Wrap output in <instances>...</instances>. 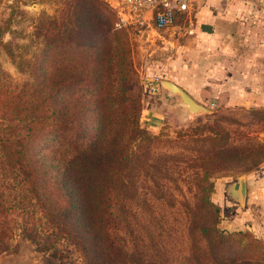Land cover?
<instances>
[{
  "label": "rangeland",
  "instance_id": "374dc122",
  "mask_svg": "<svg viewBox=\"0 0 264 264\" xmlns=\"http://www.w3.org/2000/svg\"><path fill=\"white\" fill-rule=\"evenodd\" d=\"M117 1L0 0V41L9 48L0 46V91L16 87L20 90L30 82L33 77L22 61L34 60L44 44L63 35L62 31L69 32L65 36L73 40L70 34L77 29L75 24L81 17L84 23L95 25L92 5L95 13L101 9L108 12L117 27ZM203 9L215 12L216 19L220 17L217 13H228L227 19L232 22L257 24L264 31V0L192 1L193 13ZM207 17L202 16L201 20ZM195 18L198 17L192 15L181 19L166 30L152 25L119 27L121 44L143 88L141 125L150 139L140 147L134 144L145 158L141 167L133 170L132 185L124 192L128 198H120L126 215L116 236L121 249L114 253L115 264H213L199 230L204 210L202 189L213 184L209 195L212 198L216 184L226 178L236 180L264 164V152H260L264 144V111L255 116L208 108L209 113L193 114L180 106L178 95L169 96L164 87L156 94L147 90V82L154 78H174L199 98L202 87H192L182 80L191 74L188 55L189 47H193ZM121 57L118 52L116 58ZM4 129L0 125V139ZM220 146L226 151L244 153V161L232 168L211 162L212 149ZM2 154L0 145V157ZM1 160L4 157L0 158V232L9 238L0 254V264H96L94 252L84 251L70 235H60L57 242L64 254L61 260L49 252L37 251L23 230L31 221L29 211L34 209L32 186L30 182L24 185L28 181L23 180V175L13 172L9 163ZM11 207L14 208L8 212Z\"/></svg>",
  "mask_w": 264,
  "mask_h": 264
},
{
  "label": "trees",
  "instance_id": "16d2710c",
  "mask_svg": "<svg viewBox=\"0 0 264 264\" xmlns=\"http://www.w3.org/2000/svg\"><path fill=\"white\" fill-rule=\"evenodd\" d=\"M91 8L95 25L81 17L70 34L73 40L62 31L34 60L22 61L30 82L20 90L0 91V125L5 126L0 158L32 186L34 209L23 230L37 251L61 260L57 242L70 235L84 251L94 252L96 264H115L114 253L121 249L116 236L126 215L120 198H128L124 192L133 170L145 158L134 144L140 147L150 137L141 125L143 88L121 44V30L108 12ZM0 46L9 49L2 41ZM260 149L264 152V144ZM211 154V162L226 168L245 159L244 153L221 146ZM213 187L202 189L199 228L213 264H264V243L252 232L220 227V208L209 196ZM8 238L0 232V254Z\"/></svg>",
  "mask_w": 264,
  "mask_h": 264
},
{
  "label": "crops",
  "instance_id": "0c3cea01",
  "mask_svg": "<svg viewBox=\"0 0 264 264\" xmlns=\"http://www.w3.org/2000/svg\"><path fill=\"white\" fill-rule=\"evenodd\" d=\"M192 1L188 12L179 19L192 15L198 17L192 29L193 47H189L188 55L191 74L188 79L182 80L188 81L192 87H202V90L198 92L199 98L190 90H184L196 102L210 109L226 108L231 109V112L253 115L263 112L262 26L246 21L232 22L227 19L228 13H217L220 17L216 19V13L210 9L193 13ZM244 12L248 14V11ZM207 15L205 20H201L202 16ZM171 81L183 86L174 78ZM242 178L246 183L245 198L241 197L237 188ZM211 200L220 208V224L224 225L222 229L230 232L249 231L264 243V164L236 180L226 178L216 184Z\"/></svg>",
  "mask_w": 264,
  "mask_h": 264
},
{
  "label": "built area",
  "instance_id": "2783aa9c",
  "mask_svg": "<svg viewBox=\"0 0 264 264\" xmlns=\"http://www.w3.org/2000/svg\"><path fill=\"white\" fill-rule=\"evenodd\" d=\"M190 0H118L116 26L152 25L157 30L174 26L188 12ZM161 80L147 82V90L153 94L161 88Z\"/></svg>",
  "mask_w": 264,
  "mask_h": 264
},
{
  "label": "water",
  "instance_id": "95a60500",
  "mask_svg": "<svg viewBox=\"0 0 264 264\" xmlns=\"http://www.w3.org/2000/svg\"><path fill=\"white\" fill-rule=\"evenodd\" d=\"M161 87H164L168 90L169 96L178 95L181 99L180 106L187 109L193 114L209 113V109L202 104L196 102L183 88L171 81H161ZM237 188L241 194L242 198L246 196V183L245 179H240L237 183Z\"/></svg>",
  "mask_w": 264,
  "mask_h": 264
}]
</instances>
